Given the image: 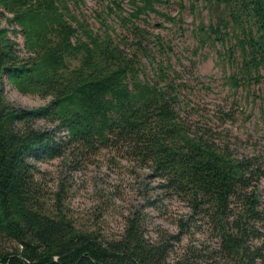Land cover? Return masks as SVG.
Here are the masks:
<instances>
[{"label":"trees","instance_id":"trees-1","mask_svg":"<svg viewBox=\"0 0 264 264\" xmlns=\"http://www.w3.org/2000/svg\"><path fill=\"white\" fill-rule=\"evenodd\" d=\"M156 1L136 6L132 0L130 16L154 12ZM205 1L226 8L239 31L237 37L220 21L206 26L207 39L223 44L227 29L236 39L226 49L239 50L230 88L264 86V0ZM0 16L10 28L0 27V264H169L172 243L187 234L184 224L176 234L160 230L146 238L136 212L120 236L106 239L76 229L60 196L50 203L39 185L34 162L101 149L147 167L163 192L215 232L211 253L188 250L176 264H264V207L256 196L262 163L234 157L226 145L216 149L204 131L189 132L177 112V85L160 73L141 80L137 58L123 53L107 32L92 33L65 0H0ZM9 34L22 38L21 50ZM5 83L48 103L13 107L3 98ZM37 121L49 128L36 129Z\"/></svg>","mask_w":264,"mask_h":264},{"label":"rangeland","instance_id":"rangeland-1","mask_svg":"<svg viewBox=\"0 0 264 264\" xmlns=\"http://www.w3.org/2000/svg\"><path fill=\"white\" fill-rule=\"evenodd\" d=\"M65 1L70 14L83 21L92 33L107 32L123 53L137 58L141 80H154L160 73L163 79L177 85V112L189 132L204 131L202 136L216 149L226 145L234 157L254 156L264 165V86L230 88L227 78L234 71L239 50L235 48L228 54L226 49L232 48L236 39L229 29L223 44L213 36L206 38L207 24L215 25L217 21L232 27L240 37L226 8L205 0H158L153 3L154 12L134 18L130 16L132 0ZM135 5H141L139 0ZM0 27L10 30L1 16ZM9 38L21 50L22 38L10 34ZM2 95L10 105L21 109L42 107L49 100L21 95L6 83ZM34 127L48 129L49 125L37 121ZM33 165L50 203L60 196L62 210L78 230L114 239L120 236L125 220L139 212L146 238H153L160 230L168 234L187 231L172 243L169 264L185 260L188 250L211 253L217 246L215 232L205 219L191 215L185 204L163 192L147 167L122 152L101 149ZM256 187V196L264 207V178ZM187 261L190 263V259ZM194 264L205 262L197 259Z\"/></svg>","mask_w":264,"mask_h":264}]
</instances>
